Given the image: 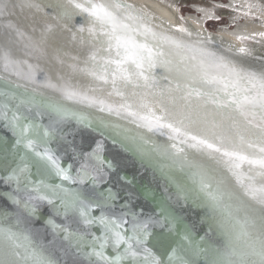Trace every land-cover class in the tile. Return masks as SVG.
I'll return each mask as SVG.
<instances>
[{
	"label": "water",
	"instance_id": "95a60500",
	"mask_svg": "<svg viewBox=\"0 0 264 264\" xmlns=\"http://www.w3.org/2000/svg\"><path fill=\"white\" fill-rule=\"evenodd\" d=\"M0 68V142L12 143L19 135V128H14L15 122L11 119L13 113L22 118L26 117L23 122L33 126L27 135L36 140L35 151L43 154L48 149L49 154L58 160L60 167L71 177L65 180L57 176L54 170L44 167L38 170L33 166V161L38 158L32 150L23 145L18 146L20 155L27 153L26 162L29 167L25 175L32 181L29 188L40 189L39 192L31 191V195H48L53 203L49 204L47 200L32 201L37 205V211L30 216L23 205L27 194L21 191V204H15L8 195L14 194L15 182L5 184L3 177L6 173L0 170V229H10L16 234L17 243L21 245L15 249L20 256L11 255L8 249L0 246V260L9 261L10 264H23V256L35 248L42 249L45 255H51L57 264H73V260L76 264H89L88 258L83 254L75 257L71 254L65 255L64 249L68 242L63 240L62 233L57 235L53 231V225L48 223L49 219L56 225L67 223L64 217L55 215L54 208L60 201L52 195L54 188L61 195L62 190L66 189L92 199H98L99 193L107 194L111 190L116 196L112 209L116 213L131 199L128 207L133 208V211L152 214L155 204L146 202L142 197L138 198L143 189L152 190L158 199L171 197L168 203L191 226L193 244L208 250L196 258L197 264H210L213 251L228 243L226 233L233 231L234 222L227 218L225 206L241 219L246 213L249 218L258 217L242 204L239 190L235 187L228 189L216 176H208L206 167L197 165V169L190 166L188 161L196 160L175 154L167 147L160 148L158 145H164L163 140L113 120L95 107L79 105L46 94L28 81L24 82L26 76L21 81L12 77L11 70ZM45 131L47 136L44 135ZM82 165H86L83 170ZM97 168L101 171L97 172ZM201 180L209 187L202 190ZM44 185L49 187L45 188ZM209 193L222 195L221 207L213 208ZM101 211V208L94 207L91 215L99 217ZM103 211L107 213L109 210L105 208ZM4 213L7 218H4ZM126 219L131 220V217ZM76 227L101 236V226L98 223L89 226L72 225L73 229ZM125 227L130 229V224ZM150 231L155 233L160 229L154 227ZM235 231H239V226ZM128 235H131L130 230ZM26 236L28 239H25ZM132 243L134 250H140V255L135 258L124 255L127 245L115 248L111 241L104 249L105 255L110 258L117 254L124 255L119 264H140L144 258L143 248H151L157 256L162 251L153 247L152 236L141 245ZM91 250L90 247L84 249L85 252Z\"/></svg>",
	"mask_w": 264,
	"mask_h": 264
},
{
	"label": "bare ground",
	"instance_id": "6f19581e",
	"mask_svg": "<svg viewBox=\"0 0 264 264\" xmlns=\"http://www.w3.org/2000/svg\"><path fill=\"white\" fill-rule=\"evenodd\" d=\"M121 1H123L121 5L130 4L131 7H123L122 12L114 8L112 10L121 20L131 24L140 33L145 31L146 25H153L164 31L163 27L169 25L173 19L179 20L177 16L175 19V10L164 6L159 0ZM10 2L17 5H39V8L16 7L0 16V67L11 70L13 78L23 81L22 78L26 76L24 82L28 81L46 94L79 105L95 107L113 120L163 140L164 145H158L160 148L167 147L175 154L185 155L192 158V161L196 160L188 161L190 166L206 167L208 176L213 178L216 176L228 189L232 190L235 187L242 195L239 196L242 204L244 203L255 216L261 214V206L245 194V187L238 183V178L242 180L244 186L251 184L258 188L264 184V176L260 175L264 170L247 162L240 163V167L235 168L229 158L222 153L236 152L249 159H259L264 156V153L260 152L261 147H264V137H260L262 135L256 130L244 132V136H241L237 132L238 123H235L234 116L219 105L220 100L227 98L224 92L216 91V87L222 85L205 83L201 77L191 75L194 71L200 74L206 71L210 77H220L226 74V69L218 68V71L217 67L206 69L205 64L203 63L201 67L200 61L196 62L197 60L195 63H199V67L196 68L193 61L176 54L173 56L168 52L170 47L165 45L167 42L166 39H161L163 37L156 34L154 39L150 33L147 37L136 35L135 39L138 42L148 43L154 51H163L164 56L158 58L155 68L145 72V75L149 76L147 86L142 78L139 80L133 78V82L127 85L117 79L113 87L111 68L107 83L92 75L93 72L101 74L103 59L108 57V53L99 43V40H104L106 47V37L100 36L99 32L97 38L89 35L87 29L90 23L86 13L79 10L73 12L67 7V0H10ZM93 2L99 3L98 0ZM131 4L137 7L136 10ZM127 12H133L131 14L139 20H125V16L130 15ZM140 18H143L146 25ZM192 25L190 28L193 31L202 32L196 23ZM81 27L85 31L81 32ZM96 27L98 29L99 25ZM218 34L219 36L215 37L225 45L230 48L239 47L238 40L232 35ZM93 53L97 55L96 61L90 59ZM112 55H115V49ZM160 60L170 63L163 66ZM227 64L239 70L237 66ZM114 67L113 65L112 68ZM189 69H192V72ZM191 89L200 94L194 92L188 95ZM141 117L148 119L144 120ZM155 117H161V123H170L180 129V132H173L167 127H157ZM191 136H196L198 140H207L215 147H219L221 152L199 145Z\"/></svg>",
	"mask_w": 264,
	"mask_h": 264
},
{
	"label": "snow or ice",
	"instance_id": "6c2138e0",
	"mask_svg": "<svg viewBox=\"0 0 264 264\" xmlns=\"http://www.w3.org/2000/svg\"><path fill=\"white\" fill-rule=\"evenodd\" d=\"M16 7L39 8V5H17L11 3L10 0L8 2L0 0V16ZM67 7L71 8L73 12L79 10V12L87 14L90 23L87 31L90 36L97 38V32H99L100 36L106 37V47H104V40H99V43L102 49L108 53V57L103 59L101 74L98 75L93 72L92 75L107 83L109 69L111 68L113 87H115L117 79L124 81L127 85L133 82V78L136 80L142 78L147 86L149 76L145 75V72H150L151 69L157 66V60L159 57L164 56V52L154 51L148 43H140L135 39L136 35L147 37L149 33L155 39L156 33L151 32L147 28H145L143 33H140L131 24L121 20L112 10L113 8H130V5L125 6L116 3L109 6L103 3H94L93 0H83V2L81 0H67ZM124 19L133 20L136 18L126 15ZM97 25H99L98 29ZM80 31L83 32L85 29L81 27ZM180 31H184V29H180ZM238 39L243 40L246 37L241 36ZM176 46L179 47L178 44ZM157 47L159 48L160 45H157ZM113 49H115L114 56L112 55ZM245 51L243 48L240 49L242 53ZM90 59L96 61V53H93ZM159 62L163 66H167L170 63L164 60H160ZM113 65L115 66L114 68H112ZM201 67H203V62H201ZM215 67L226 69V74H222L220 77H210L205 71L201 74L203 82L222 85L216 91H223L226 96L230 97L231 105H234L241 115H246L249 107L251 109L259 108L261 112H264V75H258L255 72H243L223 62L216 64ZM177 70L179 71V69ZM194 92L197 95L200 94L195 89H191L188 95H192ZM213 102L216 101L213 100ZM223 106L228 107L229 103L226 102ZM253 114L255 113L253 112ZM5 117L7 118V113H5ZM11 119L15 122L14 128H19V135L12 143L0 142V170L6 173L3 177L5 184L15 182L14 194H8L15 204H21L19 197L21 191L27 194V199L23 201V205L24 209L31 216L37 211V205L32 203V201L47 200L49 204H52L53 200L48 195H31V191L39 192L40 189L37 187L29 188L32 181L25 175L29 167L26 162L27 153L20 155L18 146L23 145L25 148L32 150L34 156L38 158L33 161V166L38 170L44 167L50 171L54 170L55 174L62 179L67 180L71 177H69L65 169L60 167L58 160L49 154L48 149H45L43 154L35 151L36 140L27 135L29 129L33 126L23 122L27 119L26 117L22 118L13 113ZM141 119L147 120L148 117H141ZM161 119V117L154 118L157 127H167L173 132H180V129L173 127L170 123H161ZM261 119L264 120V116ZM257 127H260V125H257ZM183 134L187 135V133ZM44 135L47 136L48 133L45 131ZM191 139L197 141L199 145L207 149L221 152L219 147H215V145L205 139L198 140L196 136H191ZM193 146L195 147L196 145ZM260 152L264 153V148H261ZM222 155L228 157L231 165L235 168H239L240 163L247 162L250 165H257L260 169L264 170V156H261L259 159H249L245 155L228 151H223ZM81 167L83 170L86 165H82ZM95 170L97 172L101 171L99 168ZM260 175L264 176V171ZM82 182L83 180H81ZM40 183L43 184V181ZM238 183H241V186L245 187V194L261 206V214L258 217L249 218L246 213L245 217L241 219L225 206L227 218L234 222L232 225L233 231L226 233L228 235V243L222 248H217L213 251L210 264H264V184L258 188L251 184L244 186L242 180L239 178ZM201 185L202 190L209 187L203 180H201ZM44 187L48 188L49 186L44 185ZM56 188H59V186H56ZM62 191L63 195L57 192L55 188L52 190V195L60 201V204L54 208V212L55 215L64 217L67 223L56 225L51 219L48 220V223L53 225V231L57 235L62 233L63 240L68 242L67 247L64 249L65 255L71 254L75 257L77 254H83L88 258L89 264H119L124 255H131L133 258L139 256L140 250H134L132 242L141 245L149 236L154 238L153 247L162 251L157 256L152 252L151 248H143L144 258L140 264H173V261H175V264H197L196 258L201 253H207L208 251L207 249L200 248L199 245L193 244L191 240V226L168 203L171 197H161L158 199L152 190L143 189L138 198L142 197L146 202L155 204L152 214L145 215L143 211H133V208L128 207L131 204V199H129L128 203L123 206V209L119 213L113 211L116 196L113 195L111 190H108L107 194L99 193L98 199L83 196L79 192H68L66 189ZM209 196L213 202L212 206L214 209L221 207L222 195L217 196L209 193ZM94 207L102 209L99 217L91 215ZM105 208L109 210L107 213L103 211ZM237 211H240V209H237ZM3 216L7 218L6 213ZM129 216L131 220L126 219ZM93 223H98L101 226V236L98 237L89 231H81L79 227L72 228L73 224L89 226ZM129 224L130 229L125 227V225ZM237 226H239V231H235ZM154 227H159L160 231L155 233L150 231V228ZM129 230L131 231V235H128ZM25 239H28V237L26 236ZM109 241L113 243L115 248L127 245L124 249V255L117 254L114 258L106 256L104 249ZM0 246L8 249L13 256L21 255L15 251L21 245L17 243L16 234L10 229H0ZM86 247H90L92 250L85 252L84 249ZM73 249L75 251H72ZM93 257L95 259H92ZM164 257H167V259L165 260ZM22 259L23 264H29V262L30 264H57L51 258V255H45L42 249L37 250L32 248ZM0 264H10V262L0 260ZM13 264H20V262H13ZM73 264H76L75 260H73Z\"/></svg>",
	"mask_w": 264,
	"mask_h": 264
},
{
	"label": "rangeland",
	"instance_id": "374dc122",
	"mask_svg": "<svg viewBox=\"0 0 264 264\" xmlns=\"http://www.w3.org/2000/svg\"><path fill=\"white\" fill-rule=\"evenodd\" d=\"M98 1L109 6L116 3L122 4L121 2H123L121 0ZM160 2L171 5L179 20L173 19L169 25L163 27L164 31L153 27V25H146V22L142 20L143 18H140V21H143L144 23H142L151 31L166 39L167 43L165 45H169L170 50L168 52L173 56L175 54L183 56L194 63L196 60V62L200 61V64L203 62L206 69L214 68L216 64L226 62L237 66L240 71L264 75V0H160ZM133 7L135 8V6ZM115 10L124 11L123 7ZM127 13L135 17V20H139L138 17L131 14L133 12ZM150 16L153 18L151 14ZM192 23L200 26L202 32L193 31L190 28V26L193 27ZM180 29H184V31H180ZM218 33L232 35L238 40L239 47L230 48L225 45L219 38L215 37L219 36ZM241 36L246 37V39H238ZM177 44L179 47L176 46ZM241 48L246 51L244 53L240 52ZM193 56H195V59H193ZM199 63H195L194 66L199 67ZM191 70L189 69L190 72H192ZM191 75L201 77V74L195 71ZM220 87L217 86L216 88ZM230 100L231 98L227 96V98L220 100L219 105L223 106L226 102L229 103L228 107L223 106L222 109L234 116L235 123H238L237 132L244 136V132H254L256 130L263 138L264 120L261 117L264 116V112H261L259 108L251 109L249 107L247 114L242 116L235 106L231 105ZM257 125H260V127H257Z\"/></svg>",
	"mask_w": 264,
	"mask_h": 264
},
{
	"label": "flooded vegetation",
	"instance_id": "af4514ba",
	"mask_svg": "<svg viewBox=\"0 0 264 264\" xmlns=\"http://www.w3.org/2000/svg\"><path fill=\"white\" fill-rule=\"evenodd\" d=\"M160 1V0H159ZM162 4V3H161ZM164 6H167V7H169L170 9H172V10H174L173 8H172V6L171 5H169V4H163ZM193 7H200V6H193ZM176 16V15H175ZM176 19V18H175ZM186 19H187V17H186ZM187 22H188V24H189V21L187 20Z\"/></svg>",
	"mask_w": 264,
	"mask_h": 264
}]
</instances>
